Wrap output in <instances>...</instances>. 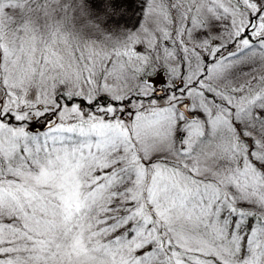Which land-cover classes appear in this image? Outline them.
I'll return each instance as SVG.
<instances>
[{
	"label": "snow or ice",
	"instance_id": "snow-or-ice-1",
	"mask_svg": "<svg viewBox=\"0 0 264 264\" xmlns=\"http://www.w3.org/2000/svg\"><path fill=\"white\" fill-rule=\"evenodd\" d=\"M0 264H264V0H0Z\"/></svg>",
	"mask_w": 264,
	"mask_h": 264
}]
</instances>
